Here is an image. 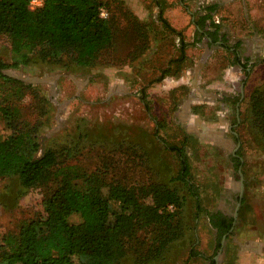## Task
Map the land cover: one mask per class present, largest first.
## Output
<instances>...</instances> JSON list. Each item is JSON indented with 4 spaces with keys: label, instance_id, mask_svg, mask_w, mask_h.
Returning a JSON list of instances; mask_svg holds the SVG:
<instances>
[{
    "label": "rangeland",
    "instance_id": "374dc122",
    "mask_svg": "<svg viewBox=\"0 0 264 264\" xmlns=\"http://www.w3.org/2000/svg\"><path fill=\"white\" fill-rule=\"evenodd\" d=\"M103 1L108 8L101 16L114 22L113 45L88 66L30 63L6 69L25 85L0 87V102L20 107L23 122L40 123L37 154L56 148L57 167L73 165L86 175L98 172L106 183L136 188L165 183L186 195L177 215L188 229L166 249L163 264H264V139L250 126L251 113L245 114L251 92L264 85V0ZM159 1L164 17L190 43L188 57L173 63L161 80L179 56L180 42L159 20ZM209 3L219 5L214 20L225 45L198 34L192 22ZM247 57L249 73L238 60ZM0 59L12 61L6 35H0ZM10 132L0 119V140ZM186 137L193 185L205 210L228 217L237 212L221 247L206 211L198 214L189 188L172 179L181 164L160 141L183 145ZM60 179L24 191L17 180L0 177V239L25 220L44 216V199ZM153 191L145 197L150 204L157 200ZM140 239L143 244L146 236ZM121 264H135L131 248Z\"/></svg>",
    "mask_w": 264,
    "mask_h": 264
},
{
    "label": "trees",
    "instance_id": "16d2710c",
    "mask_svg": "<svg viewBox=\"0 0 264 264\" xmlns=\"http://www.w3.org/2000/svg\"><path fill=\"white\" fill-rule=\"evenodd\" d=\"M30 2L0 0V35L8 38L12 53L11 62L0 59V87L7 84L14 90L24 88L25 84L11 77L6 69L30 63L88 66L98 54L113 45L112 16H101L108 8L107 2L43 0V5L35 10L30 9ZM160 2H156L160 8L159 20L179 36L180 53L163 70L159 80L172 71L173 63H181L188 57L186 49L190 44L164 17ZM218 9L217 3L202 5L192 15V22L198 34L210 37L211 43L222 41L225 45V34L220 36V24L214 20ZM245 59L243 62L238 58L249 73L247 62L250 58ZM248 112L251 113L246 116L250 126L264 139V85L251 92L245 114ZM21 117L20 107L0 102V119L11 130L0 140V177L17 180L24 191L51 179H60V176L61 179L44 199V216L25 220L17 232L8 231L2 235L0 264H75V259L78 264H121L129 248L135 264H163L166 249L183 238L188 229V223L177 215L185 204L186 195L165 183L136 188L119 182L106 183L98 172L86 175L73 165L59 168L60 151L56 148L49 147L37 154L40 123L30 125ZM158 133L156 130L155 135ZM160 139L166 150L175 151L181 164L172 179L181 180L189 188L198 214L206 211L219 235L218 246L221 247V238L232 230L235 218L203 207L193 185L185 151L188 137L182 141L183 145ZM238 162L240 165L241 160ZM151 189L155 190L157 199L154 204L145 198ZM73 214H79L81 220L72 222ZM144 235L146 240L142 244L140 238Z\"/></svg>",
    "mask_w": 264,
    "mask_h": 264
},
{
    "label": "built area",
    "instance_id": "2783aa9c",
    "mask_svg": "<svg viewBox=\"0 0 264 264\" xmlns=\"http://www.w3.org/2000/svg\"><path fill=\"white\" fill-rule=\"evenodd\" d=\"M43 5V0H31L30 2V9L35 10L37 7H40ZM102 15H106L105 11H102Z\"/></svg>",
    "mask_w": 264,
    "mask_h": 264
},
{
    "label": "crops",
    "instance_id": "0c3cea01",
    "mask_svg": "<svg viewBox=\"0 0 264 264\" xmlns=\"http://www.w3.org/2000/svg\"><path fill=\"white\" fill-rule=\"evenodd\" d=\"M196 30H197V27H196ZM255 39H256V37H255ZM257 42H258V46H259V44H260L259 39H257ZM254 51H256V48L254 49ZM257 51L261 53L260 48H257ZM236 54H237V53H236Z\"/></svg>",
    "mask_w": 264,
    "mask_h": 264
},
{
    "label": "water",
    "instance_id": "95a60500",
    "mask_svg": "<svg viewBox=\"0 0 264 264\" xmlns=\"http://www.w3.org/2000/svg\"><path fill=\"white\" fill-rule=\"evenodd\" d=\"M241 175H242V172H241ZM236 215H237V212L234 214V218H236ZM235 223V222H234Z\"/></svg>",
    "mask_w": 264,
    "mask_h": 264
}]
</instances>
